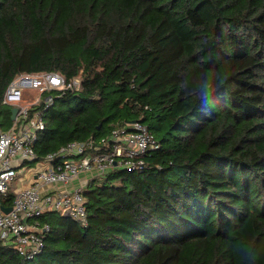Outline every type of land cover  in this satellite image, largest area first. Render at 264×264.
<instances>
[{
    "label": "trees",
    "instance_id": "16d2710c",
    "mask_svg": "<svg viewBox=\"0 0 264 264\" xmlns=\"http://www.w3.org/2000/svg\"><path fill=\"white\" fill-rule=\"evenodd\" d=\"M41 72L82 84L55 97L38 160L132 121L160 149L90 180L86 226L46 213L43 253L2 246L0 264H264V0H0L8 128L7 87Z\"/></svg>",
    "mask_w": 264,
    "mask_h": 264
},
{
    "label": "built area",
    "instance_id": "2783aa9c",
    "mask_svg": "<svg viewBox=\"0 0 264 264\" xmlns=\"http://www.w3.org/2000/svg\"><path fill=\"white\" fill-rule=\"evenodd\" d=\"M82 80L68 81L56 72L23 73L7 87L2 105L12 110L11 126L0 123V248L10 246L19 256L32 261L45 248L42 228L32 221L49 212L64 214L83 226L88 223L84 186L67 185L83 173L104 177L115 168L142 173L150 169L146 158L160 144L142 122L117 128L100 140L74 141L38 160L36 145L46 128V113L55 97L67 90H79ZM60 94V95H58ZM17 113L13 114V110ZM4 118L0 111V121ZM35 164L30 186L14 191L18 169ZM14 195L12 202L5 200ZM11 208L5 213L2 208Z\"/></svg>",
    "mask_w": 264,
    "mask_h": 264
},
{
    "label": "crops",
    "instance_id": "0c3cea01",
    "mask_svg": "<svg viewBox=\"0 0 264 264\" xmlns=\"http://www.w3.org/2000/svg\"><path fill=\"white\" fill-rule=\"evenodd\" d=\"M35 164L29 165L25 164L21 168L18 169V180H16L14 183L16 184L15 188L12 189L13 192L17 191L18 189H21L23 187L30 186L32 183L34 176H35ZM23 174L22 177L19 175ZM93 178V174L91 173H83L80 175V177L76 180H74L72 183L67 185L68 189H75L76 187L85 186L86 183H89L90 179Z\"/></svg>",
    "mask_w": 264,
    "mask_h": 264
},
{
    "label": "water",
    "instance_id": "95a60500",
    "mask_svg": "<svg viewBox=\"0 0 264 264\" xmlns=\"http://www.w3.org/2000/svg\"><path fill=\"white\" fill-rule=\"evenodd\" d=\"M17 109H14L13 110V114H16L17 113ZM137 121H132L131 124L135 123ZM100 128V127H99ZM2 210L5 212V213H10L11 212V208H5L3 207ZM64 217H70V214H69V211H66L64 214H63Z\"/></svg>",
    "mask_w": 264,
    "mask_h": 264
},
{
    "label": "rangeland",
    "instance_id": "374dc122",
    "mask_svg": "<svg viewBox=\"0 0 264 264\" xmlns=\"http://www.w3.org/2000/svg\"><path fill=\"white\" fill-rule=\"evenodd\" d=\"M0 123L2 124V127H3V128H5V129L8 128V127L6 126L7 123H6V120H5L4 118L1 119ZM19 176L22 177L23 174H20ZM93 178H95V177H93ZM93 178H91L90 180H92ZM89 182H90V181H89ZM86 184L88 185V183H86ZM87 185H86V186H87ZM15 186H16V184H15V183H12V185H11V189H14ZM84 187H85V186H84Z\"/></svg>",
    "mask_w": 264,
    "mask_h": 264
},
{
    "label": "clouds",
    "instance_id": "9594fccd",
    "mask_svg": "<svg viewBox=\"0 0 264 264\" xmlns=\"http://www.w3.org/2000/svg\"><path fill=\"white\" fill-rule=\"evenodd\" d=\"M205 95H207V93H205Z\"/></svg>",
    "mask_w": 264,
    "mask_h": 264
}]
</instances>
